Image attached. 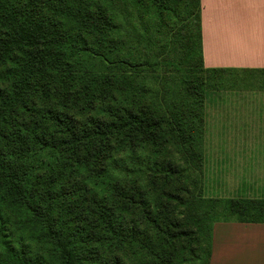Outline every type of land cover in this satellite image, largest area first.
<instances>
[{
    "label": "trees",
    "instance_id": "obj_1",
    "mask_svg": "<svg viewBox=\"0 0 264 264\" xmlns=\"http://www.w3.org/2000/svg\"><path fill=\"white\" fill-rule=\"evenodd\" d=\"M199 0H0V264H209ZM264 74V70H257Z\"/></svg>",
    "mask_w": 264,
    "mask_h": 264
},
{
    "label": "rangeland",
    "instance_id": "obj_2",
    "mask_svg": "<svg viewBox=\"0 0 264 264\" xmlns=\"http://www.w3.org/2000/svg\"><path fill=\"white\" fill-rule=\"evenodd\" d=\"M222 80L205 94L203 195L264 199V74L226 71Z\"/></svg>",
    "mask_w": 264,
    "mask_h": 264
},
{
    "label": "crops",
    "instance_id": "obj_3",
    "mask_svg": "<svg viewBox=\"0 0 264 264\" xmlns=\"http://www.w3.org/2000/svg\"><path fill=\"white\" fill-rule=\"evenodd\" d=\"M205 70H264V0H199ZM209 264H264V224L212 226Z\"/></svg>",
    "mask_w": 264,
    "mask_h": 264
}]
</instances>
